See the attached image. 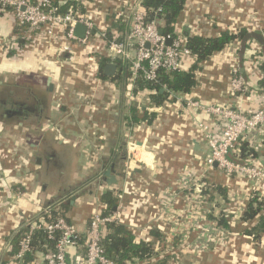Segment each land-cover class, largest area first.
Wrapping results in <instances>:
<instances>
[{
    "label": "crops",
    "instance_id": "0c3cea01",
    "mask_svg": "<svg viewBox=\"0 0 264 264\" xmlns=\"http://www.w3.org/2000/svg\"><path fill=\"white\" fill-rule=\"evenodd\" d=\"M76 1L96 17L97 32H108L109 11L131 23L130 11L137 0ZM18 26L11 9L0 5V264L12 258L13 234L49 205L57 209L68 203L61 212L85 238L108 188L118 199L114 221L126 225L136 240L156 243L155 249L167 256L166 264H264V233L257 238L246 234L253 222L242 221V212L236 209L237 203L246 206L254 186L217 168L202 175L208 145L198 124L215 126V117L200 108L185 111L188 99L238 104L241 97L230 84L236 66L249 84L250 96L252 92V102L249 94L244 96V107L257 106L253 94L263 91L259 75L264 68L257 65L258 48L264 43L256 38L244 46L235 41L196 72L198 83L190 94H171L158 105L150 98L152 91L134 92V82L127 74L122 77L121 68L104 78L97 59L90 65L80 45H74L73 51L60 50L66 43L63 33L20 37L15 32ZM243 28L264 35V0H187L178 24L182 36L188 31L217 37ZM126 30V25L125 29L116 26L113 36ZM20 39L27 41L20 45ZM194 61L193 55L184 56L183 70ZM17 104L22 113L8 115ZM133 107L140 122L133 120ZM145 115L149 120H142ZM256 142L264 153V131ZM243 144L235 150L239 157ZM112 165L116 183L109 186L103 175ZM59 166L69 172L57 178ZM201 176L214 201L200 192ZM260 193L264 195V188ZM223 211L230 214L229 242L216 239L204 223L206 212L219 217ZM198 231L202 233L194 242L199 238L208 242V237L215 241L208 254L170 255L164 249L171 239L192 240ZM81 252L80 244L71 247L69 260L74 262ZM28 264L48 263L37 252Z\"/></svg>",
    "mask_w": 264,
    "mask_h": 264
},
{
    "label": "built area",
    "instance_id": "2783aa9c",
    "mask_svg": "<svg viewBox=\"0 0 264 264\" xmlns=\"http://www.w3.org/2000/svg\"><path fill=\"white\" fill-rule=\"evenodd\" d=\"M141 3L142 0H137L130 11V31L120 35L118 38L122 37L121 39L116 36L107 40L106 31H95L97 26L93 13L73 11L62 14L59 13V7L54 3V0H0V5L11 8L19 26H26L28 31L36 30L49 37H54L59 32L63 33L66 43L59 46L60 50L73 51L74 45L83 46L92 38L99 37L105 41L104 53L107 57L118 58L130 63V80L132 82L140 74H143L149 81H157L158 73L162 69L167 72L183 70V57L191 55V50L186 46L181 32H178L175 37L170 34L164 35L160 33L155 21L145 23L146 14ZM77 23L86 25L87 30L84 37H78L75 34ZM168 39L172 41L171 44L167 43ZM258 50L257 65L263 66V49L259 47ZM262 70L259 76L264 79V68ZM230 84L233 92L241 97L240 102L236 105L202 104L198 100L191 99H188L185 105V111L195 107L215 117V126L208 122H199L198 124L208 145L202 175L217 168L228 177L246 179L254 186L255 190L250 197L257 195L261 199L260 190L264 188L262 158L255 157L251 153L246 158L247 162L242 163L234 160L232 155L239 157L235 154V150L241 142H245L250 149H259L256 140L260 131H264V91L260 94L258 92L253 94L254 100L258 98L257 106L245 108L244 96L246 94L250 96V87L246 78L239 73L238 66L232 71ZM203 178L201 176L197 179L201 188L200 192H203V189L208 191L210 188L208 182ZM235 199V201H242V197H235ZM244 207L238 203L236 205V209L238 208L242 213ZM52 210L53 208L49 205L39 215L26 221L24 225L29 229L22 235L19 250L5 264L22 263L26 253L32 249L31 242L35 230H42L49 239L56 241L55 250L48 251L44 256L48 264H117L104 255L101 245L102 225L114 221L113 214L104 217L99 210L95 211L86 235V253L72 262L68 258L70 248L79 245L82 236L63 216L46 222L43 216H51ZM212 220L214 219L205 221L208 232H213L215 238L219 240L227 241L230 238L228 228L221 226L216 220Z\"/></svg>",
    "mask_w": 264,
    "mask_h": 264
},
{
    "label": "trees",
    "instance_id": "16d2710c",
    "mask_svg": "<svg viewBox=\"0 0 264 264\" xmlns=\"http://www.w3.org/2000/svg\"><path fill=\"white\" fill-rule=\"evenodd\" d=\"M187 0H142V6L145 10V23L155 21L159 30L163 32L164 35L170 34L175 37L178 31V24L182 11L185 7ZM54 3L59 7V13L65 14L73 11H81L86 13L87 10L82 2L76 0H69L61 2L60 0H54ZM11 9V8H9ZM110 20L108 25V32H106V39H113V28L116 26L125 29L127 22L123 20L122 16L116 13L108 15ZM97 31V29L95 30ZM15 32L20 37H25L28 35L37 34L38 31H30L27 33L26 26H18ZM250 32L249 29L243 28L237 32L223 31L217 37H206L201 35H193L188 31H184L183 36L185 37V44L191 50V55L195 57V61L188 70H180L167 72L165 70H160L158 73L157 81L147 80L143 74H140L135 80L134 92L138 90L148 89L153 93L150 98L156 104H162L171 94L185 93L190 94L192 90L197 86L196 72L203 68L206 61H209L211 57L222 51L227 46L231 45L235 41L242 42L244 36ZM125 33V31H124ZM118 38V37H117ZM122 37L118 38L121 39ZM27 39H20L18 42L21 45L26 42ZM246 45V43H244ZM264 53V44L262 45ZM64 58L63 56H61ZM100 75L104 78L103 68L106 63L114 61L119 68L122 69V77L124 78L126 74L131 76L130 63L128 61H123L121 59L115 58L111 59L103 55H98L97 58ZM119 78L121 75L118 76ZM262 87L264 91V79L262 80ZM164 88V90H162ZM132 116L135 122H140L141 118L137 115V109L133 107ZM147 114V113H146ZM145 115L142 120H149ZM243 156L237 157L232 155V158L236 161L246 163V156L253 154L255 157H261L264 159V153H261L259 149H250L247 144L242 145ZM221 191V189L219 188ZM208 193V200L214 201V194L210 191H205ZM223 194V192L221 193ZM102 206L99 210L102 216L106 217L112 215L118 204V199L112 189H105L101 195ZM68 203H62V208H66ZM52 210L51 216L44 215L46 222L53 221L59 216L65 215L61 212V209ZM208 219L216 220L221 226L229 228L230 227V214L221 213L219 217L206 212ZM69 222V219L66 218ZM242 221L253 222L250 229H247L246 234L252 235L257 238L262 233H264V195L259 199V196L253 195L250 197L244 211L242 213ZM29 227L23 225L16 231L11 238V251L10 255L13 257L19 250V244L22 239V235L27 231ZM102 241L101 245L104 249V255L114 261L117 264H166L167 256L164 253L157 251L155 249L154 242H147L143 240H136L133 232L124 224L117 223L115 221L106 222L102 225ZM156 237L160 238V233L154 232ZM56 241L49 239L47 235L42 230H35L32 237V249L28 251L23 258L22 264H28L35 258L37 252H41L44 256L48 251L55 250ZM81 246V253L85 254L87 250V238H83L79 241ZM172 255V252H169ZM71 261V260H70Z\"/></svg>",
    "mask_w": 264,
    "mask_h": 264
},
{
    "label": "rangeland",
    "instance_id": "374dc122",
    "mask_svg": "<svg viewBox=\"0 0 264 264\" xmlns=\"http://www.w3.org/2000/svg\"><path fill=\"white\" fill-rule=\"evenodd\" d=\"M129 11V10H128ZM113 12L114 11H109V13L110 14H113ZM115 13V12H114ZM125 14L127 15V12H125ZM128 25H127V30H126V32H129L130 31V28H131V23H127ZM250 26H251V24H250ZM249 25H248V27H250ZM103 31V30H102ZM98 42H99V44H98ZM82 47V51H83V49L85 50V56L84 57H86V59L88 58V62H89V64L90 65H93L95 62H94V60L95 59H97L98 58V55H99V53L98 52H104V48H105V41L102 39V38H99V37H97V38H95V39H91L88 43H86V44H84L83 46H81ZM80 55V54H79ZM78 55V56H79ZM96 56V57H95ZM83 57V58H84ZM112 59V58H111ZM75 61H79V58L78 57H76V59H74ZM64 60L61 58V59H59V64H60V62H63ZM66 61V60H65ZM80 63V62H79ZM78 63V64H79ZM44 166H46V161H44ZM47 171V170H46ZM68 172H69V170L68 169H66V168H63L62 166H59V167H57L56 168V172H55V174L57 175V178H59V177H62L63 175H67L68 174ZM203 180H205V178H203ZM47 181H49L51 184H53L52 182H51V180L49 179V180H47ZM206 190H204L203 189V192H205ZM77 193V192H76ZM70 194H72V193H68V195L67 196H69ZM73 195H75V193L73 194ZM57 207V209H59L60 207L59 206H56ZM59 207V208H58ZM44 209V208H43ZM194 222V221H193ZM204 223H205V221H204ZM200 233H202V231H198L195 235H194V237L192 238V240H189L188 239V237H187V239L186 240H183L182 239V241L180 242V241H178V238L177 237H175V241H174V239H171L170 240V242H171V245H167V246H164V249H169V251L170 252H172L173 254H177V255H186V253L188 254V255H190V256H196V255H201L202 253L203 254H208L209 252H211L212 251V249H213V243H215V241L214 240H212L210 237H208L207 239V241L208 242H204V238H202V239H198L196 242H194V240H196V238H198V236L200 235ZM214 234V233H213ZM180 237H182V235H179ZM185 236H187V235H185ZM215 236V235H214ZM216 239H218V238H216ZM219 240V239H218ZM227 242H229V239H228V241ZM156 244V243H155ZM200 246H204V248L202 249ZM157 249V248H156ZM160 251H162V250H160ZM186 252V253H185ZM172 254V255H173Z\"/></svg>",
    "mask_w": 264,
    "mask_h": 264
},
{
    "label": "water",
    "instance_id": "95a60500",
    "mask_svg": "<svg viewBox=\"0 0 264 264\" xmlns=\"http://www.w3.org/2000/svg\"><path fill=\"white\" fill-rule=\"evenodd\" d=\"M87 27L85 24L83 23H77L76 27H75V34L78 37H84L85 33H86ZM160 33L162 34L163 32L160 31ZM252 38H256L258 39L260 42L264 43V35L258 33V32H254V31H250L248 32L244 38L242 39V45L244 46L248 40L252 39ZM171 40L168 39L167 43L171 44ZM118 70V65L114 62V61H110L108 63L105 64L104 68H103V72L106 76H113L115 75V73ZM164 90V88L162 89ZM262 162L264 163V159L262 158ZM115 173V167L114 165L108 167L103 175V179L106 181V183L110 186L116 183V175ZM73 198L75 199V197L73 196Z\"/></svg>",
    "mask_w": 264,
    "mask_h": 264
},
{
    "label": "flooded vegetation",
    "instance_id": "af4514ba",
    "mask_svg": "<svg viewBox=\"0 0 264 264\" xmlns=\"http://www.w3.org/2000/svg\"><path fill=\"white\" fill-rule=\"evenodd\" d=\"M14 106V105H13ZM22 106H20L19 104L15 105L14 108H12V111H7L8 115H20L22 113Z\"/></svg>",
    "mask_w": 264,
    "mask_h": 264
}]
</instances>
